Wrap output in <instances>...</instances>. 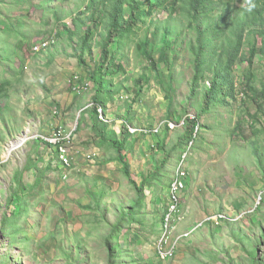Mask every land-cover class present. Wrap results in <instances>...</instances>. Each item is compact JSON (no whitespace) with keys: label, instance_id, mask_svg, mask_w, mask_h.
<instances>
[{"label":"rangeland","instance_id":"rangeland-1","mask_svg":"<svg viewBox=\"0 0 264 264\" xmlns=\"http://www.w3.org/2000/svg\"><path fill=\"white\" fill-rule=\"evenodd\" d=\"M96 4L0 0V264H264V57L245 45L235 98L204 108L192 17L139 14L101 66Z\"/></svg>","mask_w":264,"mask_h":264},{"label":"trees","instance_id":"trees-1","mask_svg":"<svg viewBox=\"0 0 264 264\" xmlns=\"http://www.w3.org/2000/svg\"><path fill=\"white\" fill-rule=\"evenodd\" d=\"M239 1L245 2V0H146L147 11L143 9L144 1H137L128 12L125 6L129 0H109L111 10L108 11L109 20L106 22L107 33L104 35L101 66L106 64L110 66L115 58L110 45L117 39L121 48L125 36L133 30L136 20L139 19V14L151 15L153 9H156L174 15L180 10L181 14L192 17L198 26L195 28L197 39L191 48L196 67L212 72L210 84L206 86L204 92L203 107L207 108L208 104H211L210 108L213 110L216 103L226 105L228 98H235L236 83L232 71L243 55H241L243 47L248 46L247 61L251 64L252 58L257 54L264 57V0H255L256 8L252 13H247L244 10L245 4L240 5ZM97 2L98 0H91L93 6L97 5ZM214 11L219 13L217 18H212L211 21L206 22L204 29H200L199 20L207 19ZM192 23L193 20L190 24ZM258 37L261 38L260 41ZM142 44L144 51L149 52V39H144ZM251 77L255 78L254 74L246 73L248 80H251ZM90 78L97 80L95 74H91ZM250 88L255 90L252 84ZM1 91H3L2 87ZM94 103H97V100H94ZM197 122L198 117L192 121L194 126ZM189 136L192 135L184 134L186 139ZM109 141L117 150L118 159L123 164L124 173L129 182L137 186L123 153V142L117 139H109ZM140 193L139 199H141L142 191Z\"/></svg>","mask_w":264,"mask_h":264},{"label":"built area","instance_id":"built-area-1","mask_svg":"<svg viewBox=\"0 0 264 264\" xmlns=\"http://www.w3.org/2000/svg\"><path fill=\"white\" fill-rule=\"evenodd\" d=\"M47 46V45H45ZM135 130H132V132H134ZM59 151H60V159H62L63 163L65 165H69L70 161H69V157L67 156L66 153V149L64 148L63 145L59 146ZM186 175V173L184 171L180 172V175L171 183V190L172 193H175L174 195V199H173V204L171 205L170 209H169V215H172L176 210H177V206L178 204V197L176 196L180 190L184 187V176ZM187 235V234H186ZM160 254L161 257L166 259V258H170L171 256H173L174 254V247L171 249H164L162 247V249L160 248Z\"/></svg>","mask_w":264,"mask_h":264},{"label":"clouds","instance_id":"clouds-1","mask_svg":"<svg viewBox=\"0 0 264 264\" xmlns=\"http://www.w3.org/2000/svg\"><path fill=\"white\" fill-rule=\"evenodd\" d=\"M255 8H256L255 0H245L244 10L247 13H252Z\"/></svg>","mask_w":264,"mask_h":264}]
</instances>
